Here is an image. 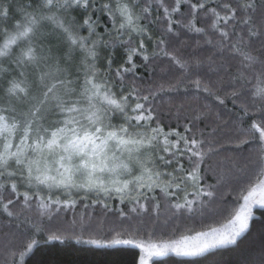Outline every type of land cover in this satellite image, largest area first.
<instances>
[{
    "label": "snow or ice",
    "instance_id": "obj_1",
    "mask_svg": "<svg viewBox=\"0 0 264 264\" xmlns=\"http://www.w3.org/2000/svg\"><path fill=\"white\" fill-rule=\"evenodd\" d=\"M206 3L207 0L196 3L165 0L156 10L163 8L166 32L173 35V25L204 32V28L196 26L201 12L212 20L211 27L219 32L221 40L229 41L228 59L239 60L233 77L235 83L229 81L232 91L224 95L219 88L216 92L209 87L201 88L199 80L195 86L220 106L227 99L235 103L242 95L247 96L255 111L242 103L243 116H258L259 122L254 119L251 129L258 131L264 140V10L258 9L253 0H221L211 8ZM185 5L191 17L187 25L172 18L181 14ZM152 8L151 0H0V214L12 217L9 206L19 202L21 195L23 205L29 209L35 198L37 208L58 206L56 211H59L74 205L58 198L60 194L71 196L72 189L109 197L113 192L123 194L130 186H143L146 178L152 180L153 176L164 175L157 170L159 164L171 166L175 162L177 175L171 172L167 175L171 177L170 183L179 188L188 177L193 181L202 179L201 165L226 147L222 143L216 147L218 141L187 135L193 132L196 120L208 118L194 113L188 122L190 126L185 127V135L175 133L177 139L170 144L168 138L174 133L169 132L163 136L161 148L162 129L151 127L154 120L151 101L157 93L149 91L141 95L135 87L125 90L127 75H136L133 57L146 51L142 37L147 35L148 27L140 21L148 20ZM257 11H260L258 18ZM221 24L231 30H222ZM100 28L104 29L103 33L98 31ZM137 38V46L132 47ZM233 38L236 43H231ZM164 44V39L156 42L157 48ZM117 45L125 48L127 54L124 63L113 71ZM244 48L248 49L247 53ZM158 55L159 52H153V56ZM143 60L149 61V57L144 55ZM171 63L180 61L172 56ZM180 68L186 69L187 65L180 63ZM164 90L161 86L160 91ZM210 135L214 137L215 132ZM160 151L171 155L165 158L159 155ZM177 152L186 156L192 166L187 177L180 175L186 170ZM79 178H83L82 182ZM19 186L26 191L21 194ZM5 191L16 194L15 200L5 197ZM45 191L46 195H41ZM247 191L241 197L244 204L231 221L233 228L229 232L182 254L199 255L210 248L235 244L249 228L252 206L264 208V189L258 197L256 188ZM197 194L209 198L213 195L203 189ZM97 202L103 204V200ZM192 203L195 201L185 197L183 204L176 203L174 207L178 211L184 208L190 211ZM140 207L147 211L144 205ZM131 211L137 209L133 207ZM121 215L125 214L121 212ZM31 231L21 258L38 245L36 235L48 230L36 225ZM51 238L59 239V236ZM111 244L132 245V240L113 239ZM140 264H144L143 257Z\"/></svg>",
    "mask_w": 264,
    "mask_h": 264
},
{
    "label": "trees",
    "instance_id": "obj_2",
    "mask_svg": "<svg viewBox=\"0 0 264 264\" xmlns=\"http://www.w3.org/2000/svg\"><path fill=\"white\" fill-rule=\"evenodd\" d=\"M151 2L153 8L148 20L152 23L140 21L141 25L148 27L147 35L142 37L146 51L133 57L137 65L136 75H127L125 90L130 91L135 87L141 95H147L149 91L157 93L151 101L154 109L151 127L162 129L161 148L164 145L163 136L169 132L174 133L168 138L170 144L177 139L175 133L185 135V127L190 126L188 122L194 113H202L208 118L196 120L193 132L187 135L218 141L220 143H216V147L219 148L221 143L226 147L218 155H211L208 163L201 165L199 175L202 179L196 180L197 188L192 191L194 184L190 177L179 188L175 183H170L171 177L167 173L177 175L174 162L171 166L159 164L157 170L164 175L158 178L153 176L152 180L145 179L143 186H130L123 194L113 192L109 197L104 193L97 195L94 191L86 193L84 190L72 191L71 196L60 194L61 202L67 199L74 205L62 207L59 211H56L58 206L37 208L35 198L33 207L29 209L23 205L21 195L19 202L9 206L13 211L12 217L6 213L0 214V264H138L139 246L111 244V241L131 239L141 244L173 242L207 231L229 221L238 212L242 195H247V190L261 178L264 172V143L260 133L251 129L254 119L259 122L258 116L244 117L241 109L244 103L255 111L251 108V100L242 95L235 103L227 99L220 106L207 92L199 91L195 86V81L199 80L201 88L209 87L213 92L219 88L221 95L231 93L229 81L235 83L233 77L237 73L239 60L228 59L229 41L221 40L219 32L211 27L212 20L203 17L202 12L196 26L204 28V32L196 33L187 27L173 25L175 34H169L166 32L163 8L156 10V6L164 4L165 0ZM196 2L191 0V3ZM220 2L207 0L206 6L215 7ZM253 3L264 10L261 7L264 0H253ZM259 15L260 11H257L255 16L258 18ZM172 18L181 19L187 25L191 19L187 5L182 7L181 14H174ZM219 27L231 30L224 29L222 24ZM98 31L103 33L104 29ZM148 35L151 39L147 38ZM138 39L133 41L132 47L137 46ZM159 39L165 40L161 46L163 50L156 46ZM236 42L235 38L231 41ZM256 47L258 49L259 44ZM154 51L159 55L153 56ZM243 51L247 53L248 49L244 48ZM165 52L169 55L166 56ZM126 54L125 48L115 46L113 71L124 63ZM144 55L149 57V61L143 60ZM172 56H176L187 68L181 69L180 63H171ZM161 86L164 91H160ZM213 132L214 137L210 135ZM236 144L241 146L237 148L234 146ZM180 146L183 147V144ZM159 155L168 158L171 153L160 151ZM176 155L186 170L180 175L187 177L192 166L186 156H181L179 152ZM189 183L193 185L189 186ZM201 189L212 192V197L197 194ZM19 191L22 194L26 189L19 186ZM3 195L14 200L16 197L10 191H5ZM41 195H46V191ZM185 197L195 203H192L190 211L188 208L178 211L174 205L183 204ZM100 200H103V204L97 202ZM104 204H107V208ZM140 205H144L147 211L142 210ZM133 207L137 209L136 212L131 211ZM41 212L44 216L40 215ZM121 212L125 215L122 216ZM48 216L52 219H47ZM36 225L48 231L38 233L35 237L38 245L21 258L20 254L25 250L24 246L32 236L31 230ZM52 235L59 236V239H52ZM89 240L97 243L89 244ZM152 264H264V208L255 209L249 228L237 238L235 244L217 246L193 256L160 254L152 258Z\"/></svg>",
    "mask_w": 264,
    "mask_h": 264
},
{
    "label": "rangeland",
    "instance_id": "obj_3",
    "mask_svg": "<svg viewBox=\"0 0 264 264\" xmlns=\"http://www.w3.org/2000/svg\"><path fill=\"white\" fill-rule=\"evenodd\" d=\"M263 143H264V140H263ZM82 180L83 178H79V182H82ZM189 180L194 184V186L190 190L192 191L197 188L195 186V184L197 183H196V180L194 182L191 178H189ZM261 180H264V172H262V176L259 179V181ZM259 181L257 182V184H255V186H253L254 188H256L257 197L259 195L260 190L264 189V183H260ZM193 184L189 183V186ZM77 190L80 191L82 189H72V191H77ZM58 198L60 199L62 197L59 196ZM242 204H244V201H242L241 205ZM256 208H260V206L255 205V204L252 206V215L248 221L249 224H250L252 216L255 214ZM234 218H235V215L231 219H229V221L221 225L215 226L207 231L196 233L193 236L180 239V241L179 240H176L173 242L153 241V242H147V243L141 244L139 242L132 240V245L139 246L141 248L138 264H140L141 257L144 258V264H152V258L157 257L160 254L175 253V254H179L182 256H193V255H184L182 253L195 251L196 245L202 244L205 241L210 242L213 239L218 238L221 234H226L227 232H229L233 228V224L231 223V221L234 220ZM201 233H207V235H202Z\"/></svg>",
    "mask_w": 264,
    "mask_h": 264
},
{
    "label": "bare ground",
    "instance_id": "obj_4",
    "mask_svg": "<svg viewBox=\"0 0 264 264\" xmlns=\"http://www.w3.org/2000/svg\"><path fill=\"white\" fill-rule=\"evenodd\" d=\"M161 165V164H160ZM175 165V164H174ZM183 187V186H182ZM158 199V198H157ZM189 199V198H188ZM121 208V207H120ZM196 232V231H195Z\"/></svg>",
    "mask_w": 264,
    "mask_h": 264
}]
</instances>
